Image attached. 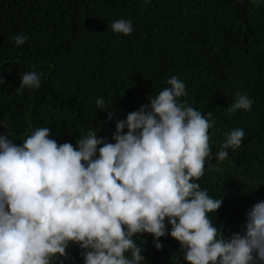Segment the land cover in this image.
Returning <instances> with one entry per match:
<instances>
[{
    "label": "trees",
    "instance_id": "obj_1",
    "mask_svg": "<svg viewBox=\"0 0 264 264\" xmlns=\"http://www.w3.org/2000/svg\"><path fill=\"white\" fill-rule=\"evenodd\" d=\"M119 19L132 22L131 35L113 33ZM19 33L28 40L18 47L11 38ZM29 71L42 73L40 88L17 93ZM172 76L185 83L181 101L211 112L216 122L209 130L211 159L197 181L210 197L222 198L212 222L226 239L243 234L246 214L264 201V0H0V135L11 131L18 146L38 127L74 147L89 126L114 142L117 122L168 87ZM238 93L252 107L230 114ZM98 98L106 110L97 109ZM233 129L245 137L219 162ZM135 239L145 264H186L168 235ZM67 252L63 264H83L78 245Z\"/></svg>",
    "mask_w": 264,
    "mask_h": 264
},
{
    "label": "clouds",
    "instance_id": "obj_2",
    "mask_svg": "<svg viewBox=\"0 0 264 264\" xmlns=\"http://www.w3.org/2000/svg\"><path fill=\"white\" fill-rule=\"evenodd\" d=\"M111 29L129 36L133 25L119 19ZM11 39L19 47L28 36ZM41 75L23 73L17 93L40 88ZM167 85L117 122L114 142L98 138L92 126L75 147L50 138L48 127L19 146L11 131L0 135V264H63L70 244L79 246L83 264H145L135 239L145 234L154 241L170 236L186 264H264V201L246 214L243 234L226 239L213 224L210 214L222 198L210 197L197 181L211 159L209 130L216 122L211 112L181 101L187 93L178 77ZM95 103L108 108L103 98ZM251 107L248 95L238 93L227 111ZM244 137L243 129L227 131L217 161Z\"/></svg>",
    "mask_w": 264,
    "mask_h": 264
}]
</instances>
